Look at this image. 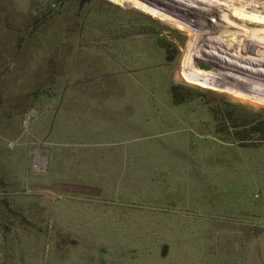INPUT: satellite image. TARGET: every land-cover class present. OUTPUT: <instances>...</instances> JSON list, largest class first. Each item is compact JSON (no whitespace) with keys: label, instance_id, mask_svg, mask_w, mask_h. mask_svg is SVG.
Instances as JSON below:
<instances>
[{"label":"rangeland","instance_id":"obj_1","mask_svg":"<svg viewBox=\"0 0 264 264\" xmlns=\"http://www.w3.org/2000/svg\"><path fill=\"white\" fill-rule=\"evenodd\" d=\"M168 3L0 0V264H264V0Z\"/></svg>","mask_w":264,"mask_h":264},{"label":"bare ground","instance_id":"obj_2","mask_svg":"<svg viewBox=\"0 0 264 264\" xmlns=\"http://www.w3.org/2000/svg\"><path fill=\"white\" fill-rule=\"evenodd\" d=\"M150 1H151V3L157 4V5L171 6L170 3H168L169 0H150ZM229 48H231V47H229ZM232 49H235V48H232ZM226 51H231V50L226 49ZM235 57L237 58L238 56L235 54Z\"/></svg>","mask_w":264,"mask_h":264},{"label":"crops","instance_id":"obj_3","mask_svg":"<svg viewBox=\"0 0 264 264\" xmlns=\"http://www.w3.org/2000/svg\"><path fill=\"white\" fill-rule=\"evenodd\" d=\"M120 111L122 112V109H120ZM97 151L100 152L99 149H98ZM99 158H102L101 152H100V154H99Z\"/></svg>","mask_w":264,"mask_h":264}]
</instances>
